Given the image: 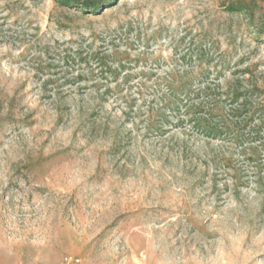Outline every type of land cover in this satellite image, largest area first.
<instances>
[{
    "label": "rangeland",
    "instance_id": "374dc122",
    "mask_svg": "<svg viewBox=\"0 0 264 264\" xmlns=\"http://www.w3.org/2000/svg\"><path fill=\"white\" fill-rule=\"evenodd\" d=\"M79 1L0 0V264H264V0Z\"/></svg>",
    "mask_w": 264,
    "mask_h": 264
},
{
    "label": "trees",
    "instance_id": "16d2710c",
    "mask_svg": "<svg viewBox=\"0 0 264 264\" xmlns=\"http://www.w3.org/2000/svg\"><path fill=\"white\" fill-rule=\"evenodd\" d=\"M54 1H56L59 4H61L62 6H65V7H70V6L71 7H79V8H81V10H87L91 6H93V5L89 4L88 2L79 3L80 2L79 0H54Z\"/></svg>",
    "mask_w": 264,
    "mask_h": 264
},
{
    "label": "built area",
    "instance_id": "2783aa9c",
    "mask_svg": "<svg viewBox=\"0 0 264 264\" xmlns=\"http://www.w3.org/2000/svg\"><path fill=\"white\" fill-rule=\"evenodd\" d=\"M64 262L66 264H79L80 260L77 258H73V257H65L64 258Z\"/></svg>",
    "mask_w": 264,
    "mask_h": 264
}]
</instances>
